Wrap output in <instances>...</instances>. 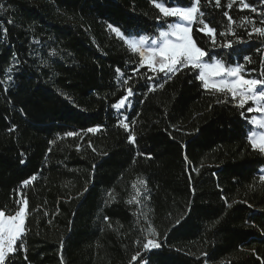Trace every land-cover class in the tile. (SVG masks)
<instances>
[{"label": "trees", "instance_id": "1", "mask_svg": "<svg viewBox=\"0 0 264 264\" xmlns=\"http://www.w3.org/2000/svg\"><path fill=\"white\" fill-rule=\"evenodd\" d=\"M156 2L0 0V210L27 201L23 247L5 264H264V154L247 139L249 106L219 103L187 69L153 74L108 28L156 35L173 21ZM229 2L200 0L215 47L198 23L192 36L264 78V37H249L264 0ZM147 239L160 247L143 249Z\"/></svg>", "mask_w": 264, "mask_h": 264}, {"label": "snow or ice", "instance_id": "2", "mask_svg": "<svg viewBox=\"0 0 264 264\" xmlns=\"http://www.w3.org/2000/svg\"><path fill=\"white\" fill-rule=\"evenodd\" d=\"M234 2L235 0H230L227 7L231 9ZM240 3L243 8L250 7V5L244 3V0H240ZM219 5L220 0H216V6L219 7ZM2 7L0 5V8ZM155 7L162 14V17L177 18L172 22H165L155 38H151L149 35H140L138 38L135 36L125 37L118 27L109 24L108 28L124 41L131 53L138 54L139 65L143 67L147 64L148 69L153 74L165 73L168 78H171L169 74L174 75L183 69H187L196 73L194 79L199 80L201 87L209 91L211 95H223L222 100L218 99L219 103L228 102L230 96L231 100L236 102L235 106L239 109H244L245 105H250L247 108V113H256L258 115L248 118L244 112H241V116L250 125L247 139L253 150H258L264 154V78H245V75L242 74L244 71L242 64H230L223 57L208 56V53L198 46L192 36V26L195 23L202 25L198 30L210 34L213 47L216 46V30L210 27L203 19L204 13L200 8V0H191L187 6L179 4L168 6L167 0H164V2H156ZM251 10L253 12L256 11L255 8ZM224 16L228 17L230 23H234L232 18L228 16V12H225ZM244 19H247V17ZM228 32L236 36V33L231 28L228 29ZM252 33L258 34L259 37H264V27H254L252 32L249 33L250 38ZM220 35L224 36L226 33L221 32ZM236 40L237 42H243L240 37H236ZM220 47L222 49H232L233 41L227 40ZM227 54L229 57L231 56L230 52ZM206 56H208V60H205ZM243 60L250 63L251 57L245 55ZM116 71L118 74L123 75L119 68ZM166 82L167 80H165ZM124 83L127 84L128 81L125 80ZM157 86L162 89L164 83H160ZM151 90L153 89L150 88L149 91ZM133 94L132 88H127V94L122 96L118 102L112 104L111 107L117 111L125 108L128 98ZM120 124L128 130V124L122 120ZM88 131L95 132L97 129L89 128ZM67 135L73 136L76 133L69 132ZM128 139L131 142H135V137L131 132H129ZM30 179L35 180L36 177L32 176ZM259 180L264 183V175H261ZM22 183L27 185L30 180H25ZM140 183L144 184L146 182L140 180ZM249 187L252 186L250 185ZM137 193L139 194V190H137ZM132 202V200L128 201V203ZM22 203L23 206L19 207L14 215H6L3 210H0V264H5L6 258L18 251L17 241L21 242L19 247H23V235L26 231L27 201L25 200ZM104 219L107 221L108 217L105 216ZM149 235L155 237L157 234L153 230ZM142 247L145 250H150L159 248L160 244L154 239H147V242L143 243ZM139 256L140 253L137 252L132 257V260L136 261ZM25 259H27L26 256Z\"/></svg>", "mask_w": 264, "mask_h": 264}, {"label": "rangeland", "instance_id": "3", "mask_svg": "<svg viewBox=\"0 0 264 264\" xmlns=\"http://www.w3.org/2000/svg\"><path fill=\"white\" fill-rule=\"evenodd\" d=\"M172 19H173V21L174 20H176L177 18L176 17H171ZM124 34V33H123ZM158 35V33L156 34V35H154V36H150L151 38H155L156 36ZM125 37H132V36H126V35H124ZM136 38H138L139 36H135ZM206 60V59H205ZM147 65V64H146ZM242 74H244V71H243V73ZM245 75V74H244ZM245 78H257V77H247V76H245ZM228 101H232L231 100V97L229 96V100ZM235 104H236V102L235 101H233ZM126 105H128V106H130V100L128 99V101L126 102ZM247 106V105H246ZM248 106H250V105H248ZM253 115H258V114H256V113H252V116ZM261 175H264V167H262L261 168ZM22 206H23V204H22ZM21 206V207H22ZM26 212H27V208H26ZM6 214V213H5ZM15 214V213H14ZM14 214H6V215H14Z\"/></svg>", "mask_w": 264, "mask_h": 264}]
</instances>
